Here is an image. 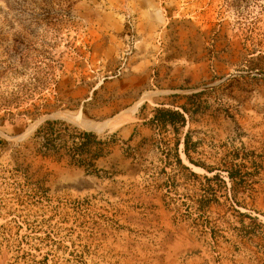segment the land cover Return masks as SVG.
Masks as SVG:
<instances>
[{
  "label": "rangeland",
  "instance_id": "obj_1",
  "mask_svg": "<svg viewBox=\"0 0 264 264\" xmlns=\"http://www.w3.org/2000/svg\"><path fill=\"white\" fill-rule=\"evenodd\" d=\"M195 92L182 163L189 126L246 164L219 205L149 123ZM0 138V264H264V0H0Z\"/></svg>",
  "mask_w": 264,
  "mask_h": 264
},
{
  "label": "trees",
  "instance_id": "obj_2",
  "mask_svg": "<svg viewBox=\"0 0 264 264\" xmlns=\"http://www.w3.org/2000/svg\"><path fill=\"white\" fill-rule=\"evenodd\" d=\"M199 93H191L190 95H186L185 97L188 101L184 103L170 106H157L153 109V115L149 119V123L158 128L161 132L167 129L171 130V132L176 137V141L172 148L167 147V141H163V146H159L160 150L163 154H170L173 151V156L176 159V164L180 168H183L189 171L190 176L194 178H200L202 181L200 182L198 189L203 191L201 197L199 198V203L202 205H206L209 202H215L216 204H221V197H223L224 201L231 196H224L220 194V188L222 185H225V182L228 181L231 183L230 188L234 189L235 186H242L243 191L246 192L248 190V186H246V177L245 172H243V168L246 167V164L241 162H236L237 158H240L238 152H235L230 147L223 149L222 153L218 155V152L213 154L205 153L199 149L203 140L198 138L192 139V130L188 126L187 130L183 134V148L182 152L188 163L192 164L197 168H201L204 170L203 173H197L191 170V167L182 163V159L178 154V144L180 141L179 136L180 130L192 121H196L200 119L203 115V111L201 109V105L195 101L193 98L197 96ZM63 121L60 120H46L40 128L36 130L34 137H37L44 132L45 138L43 141V146L47 149H53L54 151H58L60 148L66 146L67 140L63 137L66 134V130L68 126L61 127ZM59 124V127L56 125ZM79 136L81 137V141L75 142L74 136L69 135L73 144L69 146L73 150H76L75 153L85 152L90 145L94 143H103L104 140H94L96 137L91 131H80ZM93 137V139H91ZM161 140L158 142V144ZM1 143V139H0ZM99 154L95 153L92 155V158H97ZM73 157V156H72ZM241 159H244L241 157ZM74 162L75 160H71ZM210 174V175H209ZM226 180H225V178ZM252 187V186H251ZM252 189V188H250ZM234 196V195H233ZM225 197V198H224ZM234 202L241 206L240 201L236 198H233ZM243 214L242 216H244Z\"/></svg>",
  "mask_w": 264,
  "mask_h": 264
},
{
  "label": "bare ground",
  "instance_id": "obj_3",
  "mask_svg": "<svg viewBox=\"0 0 264 264\" xmlns=\"http://www.w3.org/2000/svg\"><path fill=\"white\" fill-rule=\"evenodd\" d=\"M118 123H120V121H114L112 124L113 125H116V124H118ZM88 127H92L93 129H95L96 131H100L101 129H102V125H100V124H97V123H94V124H92V125H88Z\"/></svg>",
  "mask_w": 264,
  "mask_h": 264
},
{
  "label": "crops",
  "instance_id": "obj_4",
  "mask_svg": "<svg viewBox=\"0 0 264 264\" xmlns=\"http://www.w3.org/2000/svg\"><path fill=\"white\" fill-rule=\"evenodd\" d=\"M1 139V138H0Z\"/></svg>",
  "mask_w": 264,
  "mask_h": 264
}]
</instances>
